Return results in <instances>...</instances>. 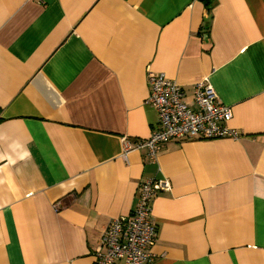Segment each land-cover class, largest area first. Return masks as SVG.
Instances as JSON below:
<instances>
[{
	"label": "crops",
	"instance_id": "1",
	"mask_svg": "<svg viewBox=\"0 0 264 264\" xmlns=\"http://www.w3.org/2000/svg\"><path fill=\"white\" fill-rule=\"evenodd\" d=\"M149 69L192 105L210 82L241 138L134 146ZM151 177L152 264H264V0H0V264H95Z\"/></svg>",
	"mask_w": 264,
	"mask_h": 264
},
{
	"label": "built area",
	"instance_id": "2",
	"mask_svg": "<svg viewBox=\"0 0 264 264\" xmlns=\"http://www.w3.org/2000/svg\"><path fill=\"white\" fill-rule=\"evenodd\" d=\"M148 81L151 93L147 104L158 112L159 122L148 138L137 140L134 146L147 148L153 158L171 141L239 139L243 135L230 125L232 107L219 99L210 82L194 85L195 105H192L185 100L183 85L165 72L149 69ZM125 141L128 149L131 143L127 138ZM171 188L169 178H146L131 214L113 218L105 228L94 253L95 264H152V248L158 236L152 204L160 191Z\"/></svg>",
	"mask_w": 264,
	"mask_h": 264
},
{
	"label": "trees",
	"instance_id": "3",
	"mask_svg": "<svg viewBox=\"0 0 264 264\" xmlns=\"http://www.w3.org/2000/svg\"><path fill=\"white\" fill-rule=\"evenodd\" d=\"M206 2V5L209 7V8H212L213 7V4L215 3V0H204Z\"/></svg>",
	"mask_w": 264,
	"mask_h": 264
}]
</instances>
